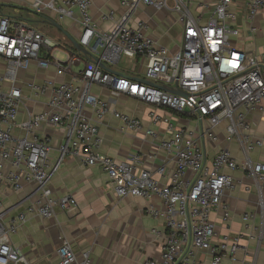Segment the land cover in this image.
Wrapping results in <instances>:
<instances>
[{"label":"built area","instance_id":"2783aa9c","mask_svg":"<svg viewBox=\"0 0 264 264\" xmlns=\"http://www.w3.org/2000/svg\"><path fill=\"white\" fill-rule=\"evenodd\" d=\"M236 1L219 0L211 7L209 20L201 23L183 0H121L127 14L141 3L157 11L179 13L183 37L179 50L172 53L147 34V23L134 27L115 12L103 17L113 22L114 29L99 30L91 14L92 0H34L29 7L32 11L59 22L76 19L82 27L78 43L89 51L90 60L71 82L50 78L40 83L25 81L22 73L34 64L41 70L54 66L57 76L62 77L83 58L67 52L64 61L58 59V45L52 39L23 20L0 15V59L4 62L0 68V264H29L11 243V236L29 215L49 219L58 207H77L71 195L53 196L49 184L59 163H49L50 147L39 138L43 126L63 128L65 137L59 148L62 158L71 155L86 166L102 168L119 198H158L163 202L162 210L149 208L151 216L166 224L162 256L144 264H203L198 258L200 252L207 253L212 264H223L226 258L236 261L239 238L230 241L224 237L215 246L216 227L211 216L222 207L225 193L235 188L237 171L255 183L257 209L245 213L242 221L249 237L262 244L264 162L255 161L253 153L264 149V136L253 132L251 116L264 115V36L261 53L242 50L237 45L242 31L234 23L240 16L252 22L263 14L264 0H242L239 7ZM250 31L254 36L261 32L254 24ZM123 57L146 61L143 78L120 76L100 65H118ZM162 82L178 87L186 96L149 84L161 86ZM95 86L109 89L112 100L126 96L150 106L151 123L166 126L167 138L159 142V147L175 160V169L166 182L154 178L144 165L145 157L134 155L118 161L102 154L100 126L108 115L112 114L128 132L141 131L143 122L113 109L111 100L92 93ZM33 96L47 97L44 109L30 112L27 120L19 121L20 109ZM159 109L195 120L196 128L176 125ZM222 128L229 143H239L244 153L241 161L229 148L220 149L208 160L206 143H218ZM146 135L158 137L152 128ZM159 173L164 176L165 168ZM25 184L37 185L35 200L16 218L6 221L4 187L20 192ZM224 211L228 220L229 211ZM258 219V226L251 232ZM58 256V264H92L90 252L78 253L66 238Z\"/></svg>","mask_w":264,"mask_h":264},{"label":"crops","instance_id":"0c3cea01","mask_svg":"<svg viewBox=\"0 0 264 264\" xmlns=\"http://www.w3.org/2000/svg\"><path fill=\"white\" fill-rule=\"evenodd\" d=\"M33 1L0 0V15L19 18L52 40V37L60 36L67 46H58L57 49L66 59L65 53L70 52V47L73 45L62 32L51 24V21H56L55 18L29 8ZM92 1L91 14L99 30L114 29L113 22L106 21L103 17L115 12L119 19H128L134 27L140 22L147 23L150 27L147 34L159 45L166 47L172 53L179 50L184 30L179 22L178 12L157 11L141 3L132 14H127V9L121 5V0ZM183 1L197 20L206 23L211 16V7L219 0ZM241 1H236V7L241 6ZM56 22L78 41L82 27L76 19ZM252 24L261 30L255 36L250 31ZM234 26L242 31L241 37L237 39L240 49L256 53L263 51L264 13L252 22L240 16ZM55 55L57 57V50ZM89 60L86 57L81 59L73 67L72 72L62 77L57 76L54 66H51L49 70H41L37 64L32 65L29 71L22 73V77L25 81L36 83L46 78L58 82H71L82 73ZM1 65L3 66L4 62L0 59V68H2ZM105 68L120 76L141 79L145 73L146 61L123 57L118 65H106ZM161 86L172 88L167 82H162ZM92 93L104 100H111L113 109L139 118L143 122L141 131L128 132L122 128L121 122L112 114L108 115L100 126L103 139L102 154L118 161H127L134 155L145 157L144 165L152 172L154 178L162 183L166 182L175 169V160L159 147V142L167 138L166 126L151 123L149 113L153 109L135 98L126 96L112 100L109 89L101 86L93 87ZM46 102V96H33V99L26 100L20 109L19 121L27 120L30 112L42 111ZM157 111L172 118L180 127L196 128L195 120L179 118L165 109ZM87 112L92 115L91 110ZM251 119L254 124L253 132L258 136H264V115L257 113L252 115ZM149 128L157 131L156 139L146 135ZM219 132L220 141L218 143H206L205 151L208 160L211 161L220 149L229 148L232 154L241 161L244 153L239 143L236 141L229 143L228 135L223 128L219 129ZM64 137L65 131L59 127L43 126L39 131V138L46 141L50 147V165L59 163V169L49 184L53 196L60 198L71 195L76 200L77 207L75 209L58 207L55 209V216L49 219L29 215L27 222L11 236V243L22 251L29 264H58L60 261L58 249L63 238L71 241L78 253L89 251L92 264H144L149 260H159L165 245L167 229L163 219L150 215L149 208L153 206L162 210L164 209L163 202L158 198H119L102 168L86 166L71 155H65L62 158L59 148ZM253 158L255 161L264 162V149L253 153ZM162 167L165 168L164 176L159 173ZM234 176L237 181L235 188L225 193L222 207L211 216L216 227L214 245H219L224 237H228L230 241L239 238L236 261L226 258L223 264H264V239L262 244L258 245L254 239L249 237L250 233L242 221L245 213L257 209L258 195L255 183L241 171L235 172ZM247 187L250 188L249 191L246 190ZM36 189L35 184H25L20 192L8 186L4 187L3 202L7 212L6 221L16 218L33 203ZM225 209L230 214L228 220L224 219ZM258 224L259 219L251 232H254ZM198 258L203 264H212V258L205 252H200Z\"/></svg>","mask_w":264,"mask_h":264},{"label":"water","instance_id":"95a60500","mask_svg":"<svg viewBox=\"0 0 264 264\" xmlns=\"http://www.w3.org/2000/svg\"><path fill=\"white\" fill-rule=\"evenodd\" d=\"M15 19H19V18H15ZM51 24L58 29L60 32H62L71 42V44L73 45V47L80 53H82L83 55H85L86 57L89 56V51H87L85 48H83L77 41V39H75L72 35H70L59 23H57L56 21H51ZM97 63H99V61H97ZM100 64V63H99ZM101 67L105 68V65L100 64ZM150 85H154V86H158L159 88H162L166 91H170L174 94L177 95H182V96H186V93H184L183 91H181L178 87L176 88H165L163 86L160 85H155L154 83H149Z\"/></svg>","mask_w":264,"mask_h":264},{"label":"rangeland","instance_id":"374dc122","mask_svg":"<svg viewBox=\"0 0 264 264\" xmlns=\"http://www.w3.org/2000/svg\"><path fill=\"white\" fill-rule=\"evenodd\" d=\"M52 38H53V41L58 44V46H64V45H66L65 42L62 41V39H61L60 36H58V37H52ZM57 57H58V59H60L62 61L65 60L64 55L58 49H57Z\"/></svg>","mask_w":264,"mask_h":264},{"label":"trees","instance_id":"16d2710c","mask_svg":"<svg viewBox=\"0 0 264 264\" xmlns=\"http://www.w3.org/2000/svg\"><path fill=\"white\" fill-rule=\"evenodd\" d=\"M70 52L73 54H79L80 56H82V58H85V55H82L80 52H78L73 46L70 47ZM87 58V57H86Z\"/></svg>","mask_w":264,"mask_h":264}]
</instances>
